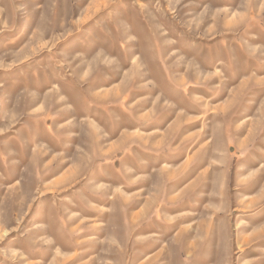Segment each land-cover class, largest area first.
<instances>
[{"label": "rangeland", "instance_id": "obj_1", "mask_svg": "<svg viewBox=\"0 0 264 264\" xmlns=\"http://www.w3.org/2000/svg\"><path fill=\"white\" fill-rule=\"evenodd\" d=\"M0 264H264V0H0Z\"/></svg>", "mask_w": 264, "mask_h": 264}]
</instances>
